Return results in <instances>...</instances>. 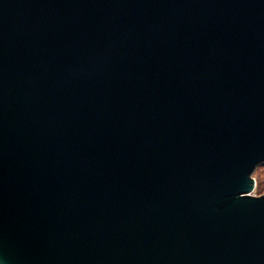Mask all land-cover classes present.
Masks as SVG:
<instances>
[{
  "label": "water",
  "instance_id": "obj_1",
  "mask_svg": "<svg viewBox=\"0 0 264 264\" xmlns=\"http://www.w3.org/2000/svg\"><path fill=\"white\" fill-rule=\"evenodd\" d=\"M264 0H0V264H264Z\"/></svg>",
  "mask_w": 264,
  "mask_h": 264
},
{
  "label": "rangeland",
  "instance_id": "obj_2",
  "mask_svg": "<svg viewBox=\"0 0 264 264\" xmlns=\"http://www.w3.org/2000/svg\"><path fill=\"white\" fill-rule=\"evenodd\" d=\"M253 176L256 178V188L253 192L255 195H262L264 194V163L260 164L255 172L253 173Z\"/></svg>",
  "mask_w": 264,
  "mask_h": 264
}]
</instances>
